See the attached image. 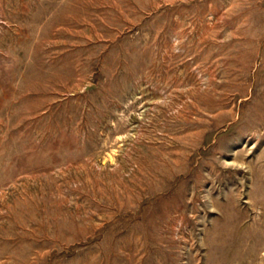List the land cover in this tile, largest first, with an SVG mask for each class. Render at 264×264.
I'll use <instances>...</instances> for the list:
<instances>
[{"label":"rangeland","instance_id":"obj_1","mask_svg":"<svg viewBox=\"0 0 264 264\" xmlns=\"http://www.w3.org/2000/svg\"><path fill=\"white\" fill-rule=\"evenodd\" d=\"M0 264H264V0H0Z\"/></svg>","mask_w":264,"mask_h":264}]
</instances>
